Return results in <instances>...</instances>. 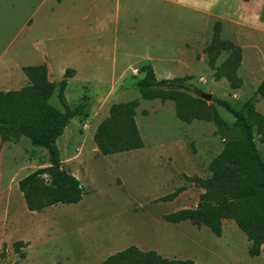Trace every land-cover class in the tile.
I'll return each mask as SVG.
<instances>
[{"label":"rangeland","instance_id":"374dc122","mask_svg":"<svg viewBox=\"0 0 264 264\" xmlns=\"http://www.w3.org/2000/svg\"><path fill=\"white\" fill-rule=\"evenodd\" d=\"M217 22L221 37L242 50L240 89L216 78L231 55L211 48ZM41 64L57 84L72 69L68 102H86L58 140L63 167L80 180L84 197L29 211L19 182L49 166V154L26 137L0 139V264H101L130 246L198 264H264V245L252 257L233 220H223L221 237L190 221L165 220L197 208L205 190L195 178L211 176L225 139L213 123L187 124L173 101L147 100L137 87L141 67L151 64L159 80L188 77L193 95L241 108L264 79V0H0V91L28 86L24 66ZM57 94L50 103L62 108ZM134 100L144 148L102 154L99 124L114 104ZM209 104L233 128L235 118ZM245 112L250 120L264 116V97ZM21 241L26 245L17 249Z\"/></svg>","mask_w":264,"mask_h":264},{"label":"trees","instance_id":"16d2710c","mask_svg":"<svg viewBox=\"0 0 264 264\" xmlns=\"http://www.w3.org/2000/svg\"><path fill=\"white\" fill-rule=\"evenodd\" d=\"M211 48L230 51V57L216 72V78L225 77L232 89H240L243 80L238 71L242 50L234 42L221 37L220 22L215 24ZM23 71L29 80L28 86L15 91H0V139L2 142H18L23 137L28 138L32 146L47 150L50 165L24 177L19 182V190L31 212L43 213L59 204L80 203L84 187L63 167L58 147V140L66 128L86 108L85 101L72 105L67 99L66 91L74 71L67 69L58 84L50 80L46 64L27 66ZM140 72L144 76L137 82V87L145 99L173 101L181 121L187 124L194 121L213 123L225 139L223 151L210 164L211 176L195 178V183L205 190L197 208L166 215L165 220L173 224L190 221L198 228L208 227L218 237L223 235V220H233L251 243L249 254L260 256L264 245V157L256 143L255 128L264 145V116L250 120L245 111L251 108L256 98L264 97V79L241 108L226 100H213L235 118L234 126L230 128L216 105L209 104L201 95L192 94L188 77L159 80L151 64H144ZM57 90L62 108L50 103ZM138 107L137 100L111 107L109 116L99 124L95 133V142L102 154L107 156L144 148L136 122ZM20 245L26 244L22 241L15 244L17 249ZM101 264L198 263L168 259L156 251H142L130 246L110 255Z\"/></svg>","mask_w":264,"mask_h":264},{"label":"water","instance_id":"95a60500","mask_svg":"<svg viewBox=\"0 0 264 264\" xmlns=\"http://www.w3.org/2000/svg\"><path fill=\"white\" fill-rule=\"evenodd\" d=\"M201 97L206 100L208 103H211L213 101V95L212 94H207L203 93Z\"/></svg>","mask_w":264,"mask_h":264},{"label":"crops","instance_id":"0c3cea01","mask_svg":"<svg viewBox=\"0 0 264 264\" xmlns=\"http://www.w3.org/2000/svg\"><path fill=\"white\" fill-rule=\"evenodd\" d=\"M165 1H175V2H178V0H165ZM183 1L188 2L189 0H183ZM57 2H58V1H57ZM191 2H194V4H196V0H195V1H192V0H191ZM207 4H208V3H207ZM199 5H200V4H199ZM195 6H197V5H195ZM8 64H9V63H8ZM32 66H35V65H32ZM24 67H27V66H24ZM7 72H8V73L11 72L10 67L8 68Z\"/></svg>","mask_w":264,"mask_h":264}]
</instances>
